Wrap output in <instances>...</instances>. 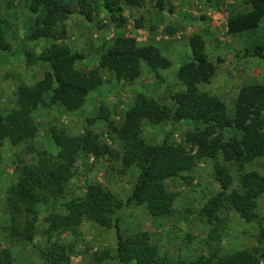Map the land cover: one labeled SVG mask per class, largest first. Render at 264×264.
Listing matches in <instances>:
<instances>
[{"label": "trees", "instance_id": "obj_1", "mask_svg": "<svg viewBox=\"0 0 264 264\" xmlns=\"http://www.w3.org/2000/svg\"><path fill=\"white\" fill-rule=\"evenodd\" d=\"M134 7L142 0H115ZM161 2V0H159ZM215 0H207L214 2ZM159 4L161 5V3ZM251 11L245 15L229 16L227 33L235 36L255 26L264 16V0H248ZM76 6L92 20L90 0H30L29 10L35 14L23 39L37 40L49 36L54 40L64 39L65 32L57 31L73 13ZM112 19L118 22L121 8L111 10ZM0 17V54L12 51ZM190 59L177 71L180 89L170 96V105H165L144 94H137L133 104L124 113L120 128L111 119L110 110L100 107L89 123L103 121L108 129L117 132L121 139L122 155L100 140L99 134L85 128L79 135H71L64 129L51 131L57 148L55 155L44 150L36 151V160L27 162L18 159L14 163L15 182L6 190L3 199L5 224L2 233L12 243L26 244L34 248L43 264H71V250L55 241L56 234L79 226L90 220L104 229L114 231V249L97 252L91 264H260L264 262V217L257 213V199L264 193V177L245 167L264 158V84L243 87L230 115L223 102L216 96L201 91L200 87L211 82L216 66L206 54L205 41L194 34L188 39ZM22 50L18 48L16 51ZM246 51H249L246 49ZM261 46L254 47V55L262 57ZM29 62L47 66L43 77L32 86L17 87L15 107L0 114V165L1 149L5 142L12 145L28 144L38 134L33 114L38 109H50L60 105L66 112L78 111L87 96L102 84L103 72L113 75L117 81L130 83L141 75V63L151 71L168 69L170 62L151 45H139L134 38H117L98 57L97 68L82 71L77 63L85 60L84 54L66 45L53 43L39 53L25 50ZM189 121L193 129L186 133L181 143L166 141L147 143L142 137V122L150 126L162 123L174 124ZM30 152L34 151L29 148ZM79 154L99 158H111L122 162L123 169L137 171L131 193L122 200L101 185H89L83 196L66 200L73 168ZM222 159L220 162L219 159ZM202 160L213 163L214 179L220 192L212 197L209 206L200 215L211 229L210 244L218 242L224 228L223 210H232L247 223L257 222L256 245L235 252L230 256L219 254L220 248L211 249L208 255L192 260H174L162 255L156 246L146 253L128 255L120 228L121 211L131 204L143 206L150 215L164 217L173 210L177 195L169 192L165 182L190 173ZM237 167V180L226 163ZM235 186V189L230 190ZM64 200V202H59ZM41 208L48 210L45 219V243L33 242L36 223ZM62 209V211H61ZM0 264H13L8 251L0 252Z\"/></svg>", "mask_w": 264, "mask_h": 264}, {"label": "rangeland", "instance_id": "obj_2", "mask_svg": "<svg viewBox=\"0 0 264 264\" xmlns=\"http://www.w3.org/2000/svg\"><path fill=\"white\" fill-rule=\"evenodd\" d=\"M247 1L215 0L209 3L207 0H142L141 5L130 7L115 0H90L92 20H88L74 6L68 19L57 25V31L65 32L64 39L54 40L42 36L37 40L26 41L23 35L35 18V14L29 10L30 0H0V17L5 21L4 30L12 45L11 52L0 54V114L15 107L14 93L18 86H32L47 71L45 64L29 62L25 50L39 53L53 43L63 44L84 54L85 60L77 63V68L89 71L97 68L99 55L115 39L134 38L139 45L156 48L171 64L168 69L151 71L142 62L140 77L130 83L119 82L113 75L103 72L101 86L87 96L78 111L69 113L60 105L38 109L33 114L38 134L30 145L5 142L1 149L0 165V252L11 253L13 264H43L33 247L10 242L1 230L6 219L2 210L3 199L8 187L15 182L14 163L18 159L34 162L37 150L55 155L57 148L51 138L54 129H64L75 136L85 128H90L99 134L102 142L113 147L121 156L118 133L108 129L103 121H94L90 125L88 120L93 119L99 108L104 106L110 110L115 126L120 128L124 113L131 107L137 94L170 105V96L180 89L176 77L178 68L190 59L188 39L192 35L198 34L204 39L207 57L216 66L211 82L202 85L200 90L216 96L230 115L243 87L264 84V16L255 26L242 33L235 36L227 33L229 16L245 15L251 11ZM118 7L121 8V19L115 22L111 10ZM256 46L262 47V57L254 55ZM18 48L22 50L16 51ZM193 126L189 121L155 126L142 122V137L149 144L162 141L181 143ZM29 148L34 151L30 152ZM219 160L222 161L221 158ZM226 166L237 180L235 164L228 162ZM251 170L264 177V158L255 160L244 169ZM136 175L134 168L123 169L120 157L118 160L107 157L95 159L79 154L66 200L83 196L86 188L93 184L101 185L125 200L132 191ZM183 176L191 181L187 183L178 177L165 182L167 190L177 195L169 215L154 217L143 206L134 204L121 211L119 224L126 254H143L150 246H156L162 255L174 260H192L200 255H208L216 247L220 248L219 254L230 256L256 245L258 223H247L232 210H223L220 214L225 222L218 242L207 243L211 227L200 212L220 192L214 179L213 163L202 160ZM233 188L235 186L230 190ZM61 202L64 200L59 204ZM257 213L264 217V193L257 199ZM47 215L48 210L41 208L33 237V242L40 246L45 243ZM114 234L112 229H104L90 220H83L77 227L59 231L54 240L70 248L71 264H91L95 253L114 249Z\"/></svg>", "mask_w": 264, "mask_h": 264}]
</instances>
